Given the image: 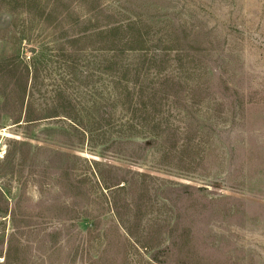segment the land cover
Here are the masks:
<instances>
[{"label": "rangeland", "instance_id": "rangeland-1", "mask_svg": "<svg viewBox=\"0 0 264 264\" xmlns=\"http://www.w3.org/2000/svg\"><path fill=\"white\" fill-rule=\"evenodd\" d=\"M0 264H264V0H0Z\"/></svg>", "mask_w": 264, "mask_h": 264}]
</instances>
